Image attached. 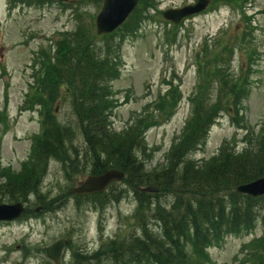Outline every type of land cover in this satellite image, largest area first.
Here are the masks:
<instances>
[{
  "label": "trees",
  "instance_id": "1",
  "mask_svg": "<svg viewBox=\"0 0 264 264\" xmlns=\"http://www.w3.org/2000/svg\"><path fill=\"white\" fill-rule=\"evenodd\" d=\"M80 2L89 0H79ZM101 1V0H95ZM156 0H140L139 5L118 28L120 39L134 34L146 17L148 7ZM250 28V27H249ZM250 32L237 30L235 34L221 36L212 44L204 43L198 56L200 80L192 98V111L179 142L174 145L166 166L150 171L139 160L143 147V133L160 119L172 114L176 106V88L160 97L147 112L120 133H112L108 114L114 107L109 98L107 80L118 74V69L105 53L117 45L113 34L104 36L103 46L94 45L89 29L72 33L58 42L54 55V68H62L71 77H77L80 105L75 113L85 142L83 154L72 143L73 136L63 137L59 127L48 130L44 124L41 138L37 137L30 158V166L13 173L0 166V201H28L33 194L38 203L50 206L41 195V183L49 158L59 160L66 179L82 173L91 164L93 173L114 167L125 173L124 182L136 194L137 206L134 225L139 234L130 238L113 237L101 243L92 253L73 252L67 264H99L108 259L113 264H205L209 262L207 247L219 243L226 234L249 233L258 217L264 220V196L253 198L237 193L234 186L264 174V128L256 150L247 149L234 154L227 147L210 160L197 166L188 154L205 139L209 126L217 115L232 109L236 115L239 104L248 91L246 74L238 77L229 71L230 57L236 47H245L251 61ZM104 51V52H102ZM58 69H54L53 73ZM56 78L50 74L49 85L56 88ZM68 134V133H67ZM141 185H156L161 194L173 193L172 203H162L157 194L140 193ZM69 190V189H68ZM93 197L94 202L100 201ZM244 263L264 264V234L243 245Z\"/></svg>",
  "mask_w": 264,
  "mask_h": 264
},
{
  "label": "rangeland",
  "instance_id": "2",
  "mask_svg": "<svg viewBox=\"0 0 264 264\" xmlns=\"http://www.w3.org/2000/svg\"><path fill=\"white\" fill-rule=\"evenodd\" d=\"M191 1L160 0L158 7L162 11ZM84 7L89 13L98 9L95 4ZM244 7L249 13L254 12L251 22L256 25L251 37L255 63L250 92L243 101L245 121L232 123L229 116L223 113L212 125L205 145L192 155L195 159L211 156L225 138L234 137L239 145L246 132L253 138L264 121V0H246ZM80 9L77 8L78 11ZM74 12L75 9H63L57 3H44L42 6L21 3L8 9L7 0H0V109L7 105L8 119V130L2 136L0 154L2 163L16 171L28 155L31 136L39 129L38 110L21 109L28 84L33 80V56L40 47L47 48L48 40L55 33L74 27ZM239 20L236 9L221 6L184 20L183 26L176 32L163 23L161 14L156 13L142 24L137 36L123 42L120 76L111 83L117 100L111 115L113 128L125 127L150 100H156L157 95L166 89L163 80L172 78L183 93L170 119L151 127L145 134L148 146L142 158L149 166L162 167L168 148L189 114L188 96L197 81L195 52L204 39L210 41L225 28L229 32L240 26ZM173 38L176 40L173 41ZM243 60L244 56L236 51L234 71L239 70ZM66 98L60 93L54 102V113L61 122L75 129V141L81 144L77 121ZM83 177L72 178V181L77 184ZM74 182L65 181L60 166L53 162L44 177L42 190L53 196L65 192ZM117 187L123 186L119 184ZM132 199V192L124 191L120 201L110 206H107L108 203L103 212H96L87 206L77 209L74 203L68 202L37 219L0 223V264H53L44 249L60 238L69 240L71 245L63 248L60 264H65L73 248L78 247L81 252L94 250L101 239L113 235L118 227L123 234L136 233V229L127 226L126 220L135 205ZM165 200L168 199L162 198V201ZM29 206L33 207L34 202ZM263 231L264 224L258 222L251 234L225 237L220 245L209 250L212 264H241L244 258L242 244Z\"/></svg>",
  "mask_w": 264,
  "mask_h": 264
},
{
  "label": "water",
  "instance_id": "3",
  "mask_svg": "<svg viewBox=\"0 0 264 264\" xmlns=\"http://www.w3.org/2000/svg\"><path fill=\"white\" fill-rule=\"evenodd\" d=\"M137 0H104L100 13L96 18L97 29L101 31H110L115 28L136 5ZM206 0H199L195 5H188L180 9H169L164 12V17L174 22H178L181 17L197 12L205 7ZM121 172L108 171L99 177L90 176L81 186L74 189V192L85 193L92 191H101L112 180L120 179ZM152 188H144L143 190H151ZM251 195H259L264 193V178L257 182L245 184L237 188ZM23 212L21 203L0 204V221H9ZM63 240H60L46 248L48 256L58 263Z\"/></svg>",
  "mask_w": 264,
  "mask_h": 264
}]
</instances>
